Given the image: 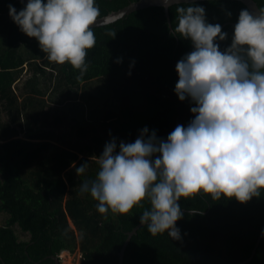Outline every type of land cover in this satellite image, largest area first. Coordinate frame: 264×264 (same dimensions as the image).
<instances>
[{"label": "trees", "instance_id": "trees-1", "mask_svg": "<svg viewBox=\"0 0 264 264\" xmlns=\"http://www.w3.org/2000/svg\"><path fill=\"white\" fill-rule=\"evenodd\" d=\"M139 1L96 0L100 9L97 19ZM255 2L264 7V0ZM195 3L206 9L208 22L222 25L228 37L219 41L220 48L228 47L240 11L248 8L232 0ZM9 4L18 11L23 7L18 0H0V72L3 67L14 68L18 76V70L23 71L31 59L35 70L47 74L33 60L46 57V53L40 51L34 37L27 36L14 23ZM188 4L191 3L180 5ZM176 7L175 4L169 9L172 26ZM171 33L163 7L138 10L94 28L96 44L89 50L90 63L83 78H76L79 70L70 64H61L57 69L54 62L46 59L50 68L47 85L50 90H63L67 101L69 92L102 80L110 104L117 109L114 112L110 108L106 114L107 124L115 125L110 139L134 142L144 127H148L149 134L155 130L159 138L166 139L178 124L189 123L193 118L190 109L195 106L190 100L180 101L174 91L179 79L176 64L193 50L192 43ZM22 46H30L26 59ZM119 57L123 58L120 64L116 63ZM133 60L135 66L129 75ZM14 75L0 74V81L5 83ZM9 84L0 85L1 97L8 101L10 110L8 119L2 122L6 124L0 126V213L4 215L0 221V264H56L54 257L60 260L65 251L80 253V264H119L128 233L141 225L140 215L150 208L149 201L145 199L125 214L111 210L99 213L98 202L89 193H81L79 187L95 179L99 171L93 147L71 146L67 129H71L72 137L77 132L68 124L67 114L45 100L39 101L41 105L38 101L32 105L30 98L31 103L24 104L11 89L13 81ZM57 111L58 117L53 115ZM80 134L79 139L86 138ZM86 162L88 169L79 176L76 168ZM179 203L184 213L177 221L182 239L173 240L166 232L152 235L142 225L127 246L124 264H241L254 251L246 264H264V190L246 203L234 197L213 200L204 193L181 198ZM16 226L23 235H29L28 240L17 236Z\"/></svg>", "mask_w": 264, "mask_h": 264}, {"label": "clouds", "instance_id": "clouds-1", "mask_svg": "<svg viewBox=\"0 0 264 264\" xmlns=\"http://www.w3.org/2000/svg\"><path fill=\"white\" fill-rule=\"evenodd\" d=\"M172 35L190 40L193 50L176 64L175 93L195 105L193 118L178 124L166 139L144 127L134 142L106 143L95 157V179L79 185L106 214L129 213L147 199L150 208L140 223L152 235L167 233L181 240L179 201L194 194L213 200L235 198L241 203L264 190V7L258 13L240 11L231 44L221 50L228 33L208 22L206 9L179 0ZM21 10L9 4V15L20 30L38 40L49 61L70 64L87 73L89 50L96 44L94 27L100 16L96 0H21ZM231 15V13H229ZM123 62L119 57L116 63ZM135 61L130 64L134 68ZM89 163L76 168L79 176ZM75 167V165H73ZM264 234V233H262Z\"/></svg>", "mask_w": 264, "mask_h": 264}, {"label": "rangeland", "instance_id": "rangeland-1", "mask_svg": "<svg viewBox=\"0 0 264 264\" xmlns=\"http://www.w3.org/2000/svg\"><path fill=\"white\" fill-rule=\"evenodd\" d=\"M34 40H36L38 43V40L36 38H34ZM29 48L30 46H22V51L24 55L30 52ZM27 56L29 57V54H26L23 57V59H26ZM46 59H47L46 57H37L36 59L33 60L35 61L37 66H43L47 74H42L41 72L35 70L36 67L32 66V62H30L31 59H28V62H26L23 66V71L18 70L20 72L18 75V81H17L18 83H15L17 76L14 75V72L16 69L11 68L9 70H6V67L5 68L3 67L2 68L3 70L0 72L1 75L8 74L9 72L12 73L15 76V78L8 80L6 78L5 83L3 82V80H1L0 85L6 87L12 80L13 84L11 85V89L15 90L14 92L17 93V95L21 98V100H23L24 104L31 103L29 99L32 98V102H33L32 105H36L37 103L35 102L37 101L39 102L45 100L52 106L61 108L60 113L67 114L68 124L72 125L71 128L75 132H77V134L74 133L76 134L75 135L76 138H75L72 137L71 134H69L71 132V129H67L68 139H70V142H72L71 146H75V148L78 147L79 149L84 146H92L93 147L92 150H94L93 152L94 158L102 155L106 143L112 140L110 139L109 135L111 131L114 130V126H115L112 125L110 127V125L107 124L108 122L106 120L107 111L110 108L114 112L117 111L116 107L110 104L111 102L107 98L106 92L108 91L106 89L104 82L102 80H95L94 82L88 83L87 86L85 85V87L82 90H76L70 88L69 90H76V91L69 92L67 101H65L63 96V90H46V88L48 87L47 84L50 81L49 79L50 76L48 75V73H50L49 72L50 68L47 67L45 63ZM15 61L16 60L12 59L13 63ZM55 65L57 69H59L60 68L59 66L61 64L55 63ZM56 82H59V80L57 79ZM26 87L28 90H26ZM0 88L2 87L0 86ZM37 89H41V90H37ZM26 98L28 99L25 100ZM39 104L41 105L42 103L39 102ZM105 104L107 106L109 104L110 105L109 107H105ZM7 105H8V101L2 99L0 92V126L6 124V123H2L3 121L6 120V117L8 119V114H9L8 111L10 110L8 109ZM12 114L13 112H11V117ZM58 114L59 111H57V114L53 112L54 116L57 115L58 117ZM114 119L116 120L117 118ZM78 133L79 134L82 133L83 136H86V138L79 139L77 136H80L81 134L79 135ZM62 136L65 138L64 140H67L65 131H63ZM117 144L119 145L118 140H117ZM3 218L4 215L0 213V221ZM15 232L21 240L29 239L28 234L27 236L22 234L19 226H16ZM80 263H81L80 253L71 254L65 251L60 255V264H80Z\"/></svg>", "mask_w": 264, "mask_h": 264}, {"label": "water", "instance_id": "water-1", "mask_svg": "<svg viewBox=\"0 0 264 264\" xmlns=\"http://www.w3.org/2000/svg\"><path fill=\"white\" fill-rule=\"evenodd\" d=\"M18 1L21 2V0H18ZM201 1H208V0H179V3L181 4V3H192V2H201ZM232 1L242 2L253 13L259 12L260 7L255 2V0H232ZM24 3L26 4L27 0H24ZM172 5H175V3H173ZM150 7H163L164 8L166 18H167L169 26L172 30L170 14H169L170 7L164 6V0H141V1L136 2V3H132L124 9H121L117 12H113V13H111V14L103 17V18L97 19L98 22L94 28L112 24V23L132 14L135 11L150 8ZM140 226H142V225H140ZM140 226H137L133 231L128 233L127 240H126V242H125L124 246L122 247L120 254H119V264H124V258H125V252H126L127 246L129 244L131 238L133 237L134 234H136V232ZM254 254H255V251L253 252L251 258H249L246 262L241 263V264H246V263L250 262L252 260ZM54 259L56 261V264H60V260L58 258L54 257Z\"/></svg>", "mask_w": 264, "mask_h": 264}, {"label": "crops", "instance_id": "crops-1", "mask_svg": "<svg viewBox=\"0 0 264 264\" xmlns=\"http://www.w3.org/2000/svg\"><path fill=\"white\" fill-rule=\"evenodd\" d=\"M17 81H18V76H17V79L15 80V83H18ZM50 89H51V87H48L47 90H50Z\"/></svg>", "mask_w": 264, "mask_h": 264}]
</instances>
